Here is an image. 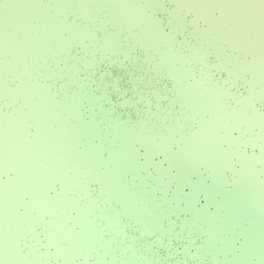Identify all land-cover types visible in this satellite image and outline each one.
I'll return each mask as SVG.
<instances>
[{
    "label": "water",
    "instance_id": "1",
    "mask_svg": "<svg viewBox=\"0 0 264 264\" xmlns=\"http://www.w3.org/2000/svg\"><path fill=\"white\" fill-rule=\"evenodd\" d=\"M38 1L44 13L28 5L32 11L19 17L4 9L0 0V40L5 45L0 48V141H4L0 153L7 159V166L0 165V186L8 183L7 192L13 195L0 189V205L6 209V216L0 217V264H264V220L254 225L252 214L235 201L232 205L243 209L246 216L237 215L211 243L207 240L209 224L214 221L217 227L226 213L219 200L223 190L234 186L242 162L231 154V166L221 172L224 184L216 190V200L207 198L202 187L189 198L191 183L212 184L213 170L207 161L211 154L197 137L189 149L181 139L199 129V115L194 104L180 100L179 84L162 60L164 44L143 42L138 34L140 24L135 23L133 30L119 28L109 19L107 5L93 4L88 17L77 9L79 0H62L66 7L61 12L53 0ZM173 5L172 0H161V5H150L146 12L151 20L161 22L162 32L172 36L174 49L187 57L185 64L191 67L187 82L203 77L208 85H222L228 92L226 104L239 105V97L252 86L250 73L232 79L211 48L203 57H189L198 41L197 29L190 21L176 28L175 20L171 22ZM183 14L187 20L194 16L188 9ZM54 18L71 28L90 24L94 39L84 34L78 38L62 26L55 29L58 33L51 29L47 41H55L57 34L72 38L68 43H54V50L39 56L46 60L47 66L42 67L38 55L28 53L31 43L21 34L29 29L32 35L40 34L45 28L42 23L46 19L54 22ZM25 19L23 26L40 21V30L20 27L16 33L15 23ZM196 23L199 29L207 26L201 17ZM107 33H117L118 47L103 48ZM15 50L22 62L14 56ZM174 65L182 68L184 63L176 59ZM253 86L263 91L248 109L264 113V85L256 81ZM20 87L25 97L18 92ZM79 87L83 95L77 99L78 111L84 122L94 123L92 131L78 125L77 114L59 102ZM202 89L199 94L207 100L209 93ZM114 122L128 131L142 127L158 144L161 133L176 125L166 144L170 152L184 151L192 159V167L184 164L187 181L177 185V168L160 145L149 150L137 137L126 142L109 131ZM257 130L253 124L251 131ZM229 131L239 139L234 147L245 154L264 151L261 140L249 141L250 131L237 126ZM120 145L132 149L134 156L119 157ZM219 145L223 150L230 147L225 139ZM47 154L52 156L50 162ZM254 162L257 177L264 181L262 163ZM119 167L118 173H110ZM117 182L129 191V197ZM255 210L264 213L262 207ZM196 211L198 227L190 222ZM253 226L258 233L245 237L240 228ZM5 229H11L13 238ZM226 239L231 240V249L224 247Z\"/></svg>",
    "mask_w": 264,
    "mask_h": 264
},
{
    "label": "rangeland",
    "instance_id": "2",
    "mask_svg": "<svg viewBox=\"0 0 264 264\" xmlns=\"http://www.w3.org/2000/svg\"><path fill=\"white\" fill-rule=\"evenodd\" d=\"M120 1L121 3H119L118 0H79L80 5L77 9H79L86 16L90 17V7L93 6V4L96 6L107 5L111 9V11H109V19L117 22L119 28L125 27L133 30V28H135V23L138 25L140 24L141 27L138 34L143 42L147 43V45H153L160 42L164 44V50L161 53L162 60L165 65L170 66V69L173 71L172 74L179 84L177 89L179 90L178 95L180 100L182 103L190 101L194 104L193 107L197 115H199V129L197 131H193L186 137H184V135L181 136V139H183V142L187 147L186 149H189L191 140L197 137V139L200 140L198 142L207 147L211 154V157L207 161L210 162L213 170V182L210 185H203L201 181H198L195 184L191 183V191L188 194L189 198L192 199L197 189L202 187L205 189L207 198L216 200L217 198L215 192L216 190L221 189L224 184V177L221 172H223L224 166H231V154H236L242 162L243 170L241 169L239 171V175L234 181V186L231 189L226 190H223L222 188L224 196L220 198L219 202L224 205L226 213L223 217H221L220 223L217 227H214V221L209 224L208 230L210 235L207 240L211 243V240H213L217 234L219 235L220 231H222V227L226 223L231 225V221H236L238 219L236 217L237 215L246 216L243 209L232 205L234 204V201L252 214V220L255 221H252L254 225H256L257 221L264 220V213H259L255 210L258 206L262 207L264 210V181L257 177L254 169V161H260L264 168V151L256 155L245 154L238 146L234 147V143L239 141V139L233 138L229 131L233 126H237L243 129L244 132L250 131V142L261 140L264 144V113L259 112L254 108L248 109L249 106L253 105L254 99L263 91L261 88L255 89L253 82L257 81L261 85H264V0H172L174 5L171 9V22L175 20L174 26L176 28H180L186 26L187 21H190L193 22L195 26L194 29H197L196 37L198 41L193 50L190 51L189 57L194 59L203 57L205 52L211 48L214 49L217 54L219 64L228 69L229 76L232 77V79L233 77L239 79L240 76L245 75L247 72L250 73L252 86L248 89L245 95L239 97V105L236 104L231 106L227 105L225 102V97L228 96V92L222 85H220L221 88L217 83L213 84L209 82L208 85L206 84L207 81H205L203 77L196 78L192 83L187 82V76L191 73V67L188 66V64H185L187 57L185 54L181 53V51L174 49L172 36L162 32L160 25L161 22L158 21L156 23L151 20L149 18L150 15H147L146 12V9H148V6L150 5L154 7L161 5V0ZM53 2L55 8L60 12L66 7L62 0H53ZM28 5L35 6L34 10L36 11L45 12L44 7L39 5L38 0H3L4 9L9 10L13 15L18 13L19 17L20 14L26 17L29 10L32 11ZM187 9L192 10L194 13L193 18L190 20H187L186 16L183 14V10ZM117 10H119L118 13L116 12ZM0 16L1 18L3 17L2 13H0ZM200 17L207 21V26L199 29V27L197 28L196 22ZM34 20L35 19H31V21ZM48 20L49 19H46L44 24L42 23V26H45L43 31H46V34L41 31L40 34L35 32V34L32 35L30 33L32 32V29H29V31L26 29L27 27L34 26L40 30L41 22L38 20H36L35 23L23 26L27 21L25 19L21 20V22H16L14 25L16 33H19L20 27L24 28L23 31H28V33H22L21 36H25V40L28 43H31L28 53L32 56L38 55L37 59L42 60V67L47 66L46 60L42 57L45 55V52L49 53L51 50H54V43H68V41L72 38V36L63 37V35L57 34L55 41L52 38H49L50 41H47L45 38L46 36H50L47 35V32L51 34V29L53 33H58L55 29L62 26V28H70L72 34L77 35L78 38L84 34L89 36L91 39H94L93 32H95V30L90 24L85 25L90 26V28L85 26H76L71 28L68 27V24L58 19L54 18V22L52 21L51 23ZM3 46L5 45L3 41L0 40V48ZM102 46L103 48L118 47L117 33H107L103 38ZM35 51H37L36 54H34ZM52 53L56 54L54 52ZM241 53H251L252 56L242 57L240 56ZM14 56L19 58V61L20 59L21 62L23 61L22 55L20 58L16 50L14 51ZM39 56L42 57L40 58ZM176 59H181L183 61L184 65H182V68L174 65ZM21 75H23L22 71ZM200 87H203L202 90L204 92L207 90V93H209L207 100L200 96L198 91ZM24 91L25 90L21 87L18 89V92L22 94L23 97H25ZM82 95V87H79L71 94V97L64 96L59 100V102L77 114L79 117L76 120L78 125L86 131H92L94 123L90 122V124H88L84 122L78 111L77 99H79ZM68 100L69 102H66ZM207 112L210 114L208 117L205 116ZM253 124L258 125L257 131H251ZM134 127L135 126H133V128ZM175 127L176 125H174V127H167V130L161 133L162 140L160 144L153 142L151 139L152 134H145L142 127L137 128V130L131 129L128 131L124 130L116 122H114L113 125H110L109 131H112L114 135L124 137V141L129 140L132 137H137L146 144L149 150H152V148L155 149V147L160 145L159 147L166 151L171 163L177 168L176 178L178 182L177 185H179L180 183L187 181L184 176V164L187 163L188 166L191 165L192 167L193 163L192 159L187 158L188 156L185 155L184 151H176L175 153H172L167 148L166 143L167 141H170L171 136L173 135L172 128ZM19 128L21 129V127ZM221 130H223L222 133ZM0 138H2V134H0ZM221 139L229 141L230 147L228 149H221L219 145ZM3 142L4 141H0V144H3ZM125 148L126 147L124 145H120L116 150L117 155L122 159H124L127 155L130 156L131 159L134 156L132 149L130 150ZM41 151H44V149ZM91 151L94 152L96 149L93 148ZM44 153H46V151ZM95 154L96 153L94 152V156ZM4 155L5 154L0 153V165L7 166V159ZM45 158H47V162L52 160V156H50V154H47ZM132 162L134 163V160ZM116 164L120 165L117 162ZM119 169L120 167L112 169L110 173L115 175L118 173ZM187 183L190 184V182ZM117 185H120V183L117 182ZM119 188L128 197L130 196L128 195L130 194L129 191L122 187V185H120ZM0 189H5L4 191L6 192L4 193H6L9 197H13V195L11 196V194L7 192L9 189L8 183L4 182L0 186ZM248 196L251 199H249ZM1 206L2 205H0V217H5L6 209ZM200 212L204 214L201 210ZM197 213H199V211H196L194 220H190L192 226L195 225L196 227H198L196 224ZM215 221L217 222V220ZM254 228L255 227L253 226L240 229L244 233L245 237L248 238V236L253 237L254 233H258L257 230H254ZM8 230L12 232L11 229ZM8 230L5 229L7 235H10V237L13 238ZM224 247L226 249H231L230 239H226ZM228 263L230 264V262ZM244 264L250 263L248 261H244Z\"/></svg>",
    "mask_w": 264,
    "mask_h": 264
},
{
    "label": "bare ground",
    "instance_id": "3",
    "mask_svg": "<svg viewBox=\"0 0 264 264\" xmlns=\"http://www.w3.org/2000/svg\"><path fill=\"white\" fill-rule=\"evenodd\" d=\"M253 81H255V80H253ZM256 82V81H255Z\"/></svg>",
    "mask_w": 264,
    "mask_h": 264
}]
</instances>
